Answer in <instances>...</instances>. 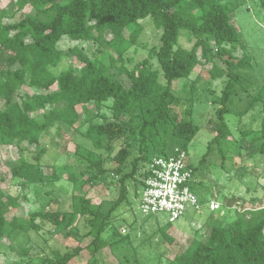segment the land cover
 <instances>
[{
  "label": "trees",
  "instance_id": "1",
  "mask_svg": "<svg viewBox=\"0 0 264 264\" xmlns=\"http://www.w3.org/2000/svg\"><path fill=\"white\" fill-rule=\"evenodd\" d=\"M12 1L11 7L0 9V154L3 147H15L21 154L9 164L11 177L36 193L40 186L59 182V171L41 163L46 153V148L41 147L44 133L54 127L60 131L61 126L78 131L82 123L89 122L78 107L90 104L99 107L109 100H112V120L91 123L87 137L96 149L104 147L105 137L110 151L114 141L126 137L137 142L142 155L134 158L129 167L126 164L131 155L128 146L114 156L116 167L112 171L96 167L93 178L109 173L118 178L117 199L95 204L91 199L74 195L69 212L44 208L8 220L7 209L19 208L21 196L7 194L0 187V242L18 231L39 232L43 223H49L53 231L62 233L66 239H78L82 235L75 222L80 217L89 226L84 236H92L91 241L65 253L57 252L54 260L45 259L43 264H69L83 252L88 253L87 264H98L101 252L109 245L104 233L128 198V184L132 181L138 185L140 163L153 160L145 155L144 145L149 142L153 150L160 152L158 156L173 154L168 153L171 145L161 141L165 137L179 144V150L188 152L200 131L192 120H180L173 112L174 106L180 103L173 91V82L189 78L199 66L207 64L213 65L210 73L214 80L227 78L220 97L221 107L215 113L217 135L210 143V152L213 145L220 147L231 136L225 116L231 113V98L236 94L243 72L250 67L251 58L245 51L240 57L236 55L240 49L245 50V45L223 0ZM261 3L264 6V0ZM28 6L32 12L18 22L4 21L15 19ZM149 17L162 29L160 47L151 50L161 72L148 68L149 59L139 61L131 70L122 68L128 86L108 75L103 66L82 50L58 48L63 38L74 42L100 41L107 33L105 48L115 47L129 27H136L129 34L130 42L135 44L142 34L140 22ZM181 31L188 32L189 39L193 40L190 49L179 45ZM68 59H76L82 66L72 65L56 73L54 70L62 68ZM217 62L225 68L221 69ZM115 65L116 59L111 56L109 66ZM23 88L39 92L18 98ZM48 106L52 108L46 111ZM258 139L262 141L260 152L264 154V120ZM24 145L34 146L35 155L25 156ZM193 170L195 177L196 169ZM144 174L145 179V170ZM69 180L76 183L73 175H69ZM160 231L167 242H173L168 227ZM203 235L169 264H264V207L236 213V218L226 227L209 221Z\"/></svg>",
  "mask_w": 264,
  "mask_h": 264
},
{
  "label": "rangeland",
  "instance_id": "2",
  "mask_svg": "<svg viewBox=\"0 0 264 264\" xmlns=\"http://www.w3.org/2000/svg\"><path fill=\"white\" fill-rule=\"evenodd\" d=\"M223 2L231 10V21L238 29L245 45V50L240 49L236 55L240 57L245 51L251 58V64L248 70L243 72L236 94L231 98L229 104L231 113L225 116L231 136L223 140L220 147L213 145L209 152L210 143L217 135L214 124L215 113L221 107L220 97L227 78L214 80L210 73L213 65L207 64L199 66L189 78L177 79L173 82V91L180 99V103L174 106L173 112L178 114L180 120H192L200 127L199 133L188 147V154L190 164L196 169L192 183L193 191L198 196L202 208L199 212L189 209L174 223H169L168 217L164 214L149 215L142 211L140 209L141 180H144V170L148 169L150 164L148 161H143L137 174L140 180L138 185L132 181L128 184V198L115 212V221L104 233L109 245L101 252L98 264H169L177 254L186 250L194 239L203 238L204 235H200L197 231L198 224L202 227L203 223L211 221L228 226L236 218L235 213L253 209L249 199L253 195L261 197L258 205L264 207V154L260 152L262 141L258 139L261 136L264 120V6L261 0H223ZM11 4H13L12 0H0V9H7ZM32 10V7L28 6L15 19L4 21L18 22ZM140 24L142 34L135 44L130 42L129 34L136 27H129L123 33L121 42L115 47L105 48L106 38L109 37L107 33L100 41L74 42L63 38L58 48L62 51L75 47L82 50L91 59L96 60L97 64L103 66V70H106L108 75L128 86L122 68L131 70L139 61L149 59L148 68L161 72L157 59L151 56V50L160 47L162 29H158L150 17ZM189 37L188 32L181 31L179 45L184 49L193 46V40ZM119 54H122V57H119ZM111 56L116 59L115 67L109 66ZM72 65L82 66L76 59H68L62 68L59 67L54 71L57 73ZM217 65L221 69L225 68L220 62H217ZM55 89L56 87L52 88V91ZM38 92L23 88L18 92V98ZM111 105L112 100H109L99 107L94 104L78 107L82 117L89 119V122L81 124L78 131L61 126L60 131L54 127L44 133L41 147L46 148V153L42 156L41 163L55 167L61 175V180L40 186L38 193L10 175L9 164L21 155L18 149L2 148L0 187L7 194L21 196L19 208L7 209L8 220L13 217H25L30 211L44 208L69 212L74 195L91 199L95 204L103 200L117 199L118 178L116 175H111L112 173L102 178H93L97 174L96 167L101 166L105 170L112 171L116 167L114 156L128 146L131 155L126 164L129 167L131 161L142 154L137 142L126 137L114 141L111 151L106 148L105 137H103L104 147L101 149H96L87 137L91 123H105L112 120ZM51 108L48 106L46 111ZM161 141H167L171 145L168 153L180 149L179 144H173L165 137ZM24 148H26L25 156L31 158L35 155L34 146L24 145ZM144 153L149 160L160 155L159 151L153 150L149 142L144 145ZM69 175H73L76 183L69 180ZM244 198L247 201L240 202ZM210 203L218 205V209L211 211ZM230 206H236L238 209L227 211L222 217L221 214H224ZM75 224H78L81 231V239H66L62 233L53 231L54 228L49 223L41 224L39 232L12 233L9 236L11 241L9 238L0 242V264H43L45 259L54 260L57 252L65 253L78 245H87L92 239V236H84L89 226L80 217ZM162 227H168V235L173 238V242L166 241L160 231ZM87 260L88 253L83 252L69 264H87Z\"/></svg>",
  "mask_w": 264,
  "mask_h": 264
},
{
  "label": "built area",
  "instance_id": "3",
  "mask_svg": "<svg viewBox=\"0 0 264 264\" xmlns=\"http://www.w3.org/2000/svg\"><path fill=\"white\" fill-rule=\"evenodd\" d=\"M140 193V209L149 215L164 214L169 223L178 221L189 209L199 212L202 204L191 189L194 170L189 154L177 150L167 156H157L149 164ZM210 210L218 205L210 203Z\"/></svg>",
  "mask_w": 264,
  "mask_h": 264
},
{
  "label": "crops",
  "instance_id": "4",
  "mask_svg": "<svg viewBox=\"0 0 264 264\" xmlns=\"http://www.w3.org/2000/svg\"><path fill=\"white\" fill-rule=\"evenodd\" d=\"M261 197H258L257 195H253V196H251L249 199H251V201H250V204H251V206H252V208L253 209H249V210H255V209H258V208H260L261 206L260 205H258V204H260V201H261V199H260ZM245 201H247V199H243V200H241L240 202H245ZM248 203V202H247ZM238 208L236 207V206H230L229 208H227V210L224 212L225 214H226V212L227 211H232V210H237ZM242 211H245V210H242ZM241 210L240 211H238V212H242ZM232 214V213H231ZM235 215H236V213H235ZM205 223H203L202 224V227H200L201 226V224H198L197 225V228H198V232H199V234L200 235H202V234H204V228H205ZM202 230V231H201ZM196 231V233L198 234V232ZM195 233V234H196ZM196 234V235H197Z\"/></svg>",
  "mask_w": 264,
  "mask_h": 264
}]
</instances>
